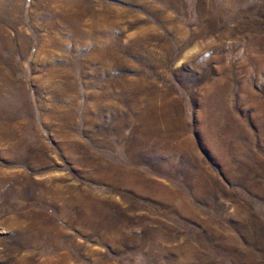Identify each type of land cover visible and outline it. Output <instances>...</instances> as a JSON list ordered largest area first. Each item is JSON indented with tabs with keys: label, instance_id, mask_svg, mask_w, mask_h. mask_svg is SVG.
Listing matches in <instances>:
<instances>
[{
	"label": "rangeland",
	"instance_id": "obj_1",
	"mask_svg": "<svg viewBox=\"0 0 264 264\" xmlns=\"http://www.w3.org/2000/svg\"><path fill=\"white\" fill-rule=\"evenodd\" d=\"M0 264H264V0H0Z\"/></svg>",
	"mask_w": 264,
	"mask_h": 264
},
{
	"label": "bare ground",
	"instance_id": "obj_2",
	"mask_svg": "<svg viewBox=\"0 0 264 264\" xmlns=\"http://www.w3.org/2000/svg\"><path fill=\"white\" fill-rule=\"evenodd\" d=\"M167 198V197H166Z\"/></svg>",
	"mask_w": 264,
	"mask_h": 264
}]
</instances>
